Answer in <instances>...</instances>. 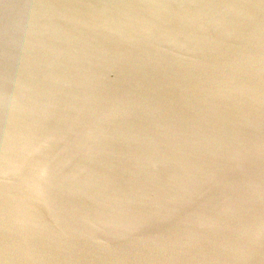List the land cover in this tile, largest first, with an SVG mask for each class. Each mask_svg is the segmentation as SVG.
Listing matches in <instances>:
<instances>
[{
  "label": "water",
  "instance_id": "obj_1",
  "mask_svg": "<svg viewBox=\"0 0 264 264\" xmlns=\"http://www.w3.org/2000/svg\"><path fill=\"white\" fill-rule=\"evenodd\" d=\"M0 264H264V0H0Z\"/></svg>",
  "mask_w": 264,
  "mask_h": 264
}]
</instances>
